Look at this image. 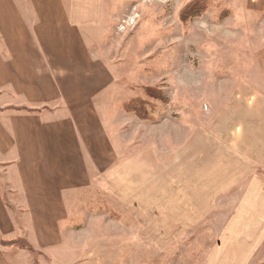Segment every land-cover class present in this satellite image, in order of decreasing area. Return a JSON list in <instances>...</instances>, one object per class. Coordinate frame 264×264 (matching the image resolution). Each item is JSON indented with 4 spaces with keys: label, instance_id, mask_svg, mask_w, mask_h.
Wrapping results in <instances>:
<instances>
[{
    "label": "crops",
    "instance_id": "1",
    "mask_svg": "<svg viewBox=\"0 0 264 264\" xmlns=\"http://www.w3.org/2000/svg\"><path fill=\"white\" fill-rule=\"evenodd\" d=\"M101 15L102 0H0V99L19 101L0 114V234L26 240L36 264H131L207 220L219 226L205 264H260L264 71L221 89L211 63L213 111L179 148L121 155L100 111L137 95L86 45ZM10 251L0 245V264H14Z\"/></svg>",
    "mask_w": 264,
    "mask_h": 264
},
{
    "label": "rangeland",
    "instance_id": "2",
    "mask_svg": "<svg viewBox=\"0 0 264 264\" xmlns=\"http://www.w3.org/2000/svg\"><path fill=\"white\" fill-rule=\"evenodd\" d=\"M191 1L102 0L101 25L86 34L90 51L95 50L109 69L118 70V85L146 99L147 121L135 119L127 104L121 109H105L106 114L100 111L106 116L107 132L120 136L116 147L121 155L134 150L136 154L147 147L159 156L174 153L193 125L204 122L213 111L208 102L212 78L214 86L223 89L227 86L220 85L227 76L246 78L245 67H254L258 74L264 71L263 60L257 56L264 49V11H256L263 0H203L204 7L182 21L179 10ZM213 62L217 64L214 77L209 71ZM216 77L219 84L215 83ZM145 86L161 89L168 103L147 97ZM18 102L14 97L1 98L0 114L4 116L12 109L7 104ZM216 104L214 99L213 106ZM12 205L15 220L19 221V208ZM217 226L219 222L205 220L169 251H138L127 262L205 264V253ZM0 245L10 246L9 257L14 264H36L38 254L23 238L0 234ZM261 252L255 263L264 256V248Z\"/></svg>",
    "mask_w": 264,
    "mask_h": 264
},
{
    "label": "trees",
    "instance_id": "3",
    "mask_svg": "<svg viewBox=\"0 0 264 264\" xmlns=\"http://www.w3.org/2000/svg\"><path fill=\"white\" fill-rule=\"evenodd\" d=\"M204 1L203 0H192L189 4L185 6V8H182L179 10V18L184 21L186 20V17L192 13L198 12L201 8L204 7ZM143 93L150 98H160L164 99L165 102L168 103L169 98L165 97L161 91V89H156L154 87L145 86L143 88ZM161 95L163 97H161ZM129 110L133 111L135 116H137L139 119H143L147 121L149 117V113L145 110L146 108V99L143 97L137 95L133 96L129 100V106H127ZM261 174L264 177V172L261 171ZM216 213V212H215Z\"/></svg>",
    "mask_w": 264,
    "mask_h": 264
}]
</instances>
